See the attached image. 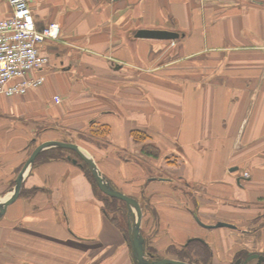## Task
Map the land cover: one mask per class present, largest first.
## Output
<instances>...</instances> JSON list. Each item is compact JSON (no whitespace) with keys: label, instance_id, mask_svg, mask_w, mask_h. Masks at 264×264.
Segmentation results:
<instances>
[{"label":"crops","instance_id":"crops-1","mask_svg":"<svg viewBox=\"0 0 264 264\" xmlns=\"http://www.w3.org/2000/svg\"><path fill=\"white\" fill-rule=\"evenodd\" d=\"M31 6L40 29L57 22L61 32L40 45L49 58L37 72L44 83L0 94V199L12 195L38 145L73 142L115 189L141 206L151 201L159 222L155 229L142 207L141 232L161 257L178 259L167 248L192 239L208 244V264L264 255V0ZM11 14L0 0V19ZM142 29L178 37L139 36ZM96 127L106 136L92 135ZM138 129L161 157L142 154L131 135ZM41 160L0 217V264H134L125 233L76 161ZM218 222L236 227L208 226Z\"/></svg>","mask_w":264,"mask_h":264},{"label":"built area","instance_id":"built-area-1","mask_svg":"<svg viewBox=\"0 0 264 264\" xmlns=\"http://www.w3.org/2000/svg\"><path fill=\"white\" fill-rule=\"evenodd\" d=\"M33 0H9L12 14L0 19V94L15 96L26 94L44 83L37 72L49 64L41 55L40 45L46 40H57L61 27L51 22L43 28L37 26L32 11ZM244 175L249 176L248 172Z\"/></svg>","mask_w":264,"mask_h":264},{"label":"water","instance_id":"water-1","mask_svg":"<svg viewBox=\"0 0 264 264\" xmlns=\"http://www.w3.org/2000/svg\"><path fill=\"white\" fill-rule=\"evenodd\" d=\"M139 36L143 37H150V38H162V39H172L178 37V33L174 31L168 30H154V29H142L138 31ZM50 147H61V148H69L76 151L80 154L83 159L87 162L95 181L98 187L101 189L102 192L105 194L121 199L125 201L128 207V239L131 243V250L132 253L138 262V264H194L180 259H172L166 257H155L154 254L151 252H147L146 250V240L141 232V224L143 219V210L140 202L133 196L127 195L124 192L115 189L105 177L102 176L100 173L97 164L94 160V157L90 154V152L82 147L81 145L73 142H65V141H49L44 142L38 145L31 156L29 157L28 161L26 162L25 166L18 174L16 178V184L13 187L12 195L6 199H0V217L6 213L7 207L13 203L20 195L22 181L24 178V174L26 171L34 164L37 155L46 148ZM197 220L201 223L200 218L196 215ZM208 226H226L230 228H235L234 224L228 222H218L215 225H208ZM251 259H258V263L261 264L264 262V255L259 253L250 254L247 259L242 262L241 259H237L233 264H246Z\"/></svg>","mask_w":264,"mask_h":264},{"label":"trees","instance_id":"trees-1","mask_svg":"<svg viewBox=\"0 0 264 264\" xmlns=\"http://www.w3.org/2000/svg\"><path fill=\"white\" fill-rule=\"evenodd\" d=\"M91 134L94 136H101L102 138L106 136V132L105 130H103V127L94 128V131H92ZM131 135L133 137V140L140 145V151L142 152V154L153 158H159L162 156V150L155 143L152 142L151 135L147 131L139 130V129L133 130L131 132ZM64 158H69L70 160L76 161V163L88 175V177L93 183L94 190L98 198L103 202V209L106 216L125 233L127 241L131 245L127 237L128 236L127 204L125 203V201L115 197H111L101 191L86 161L76 151L69 148H61V147H53L46 149L37 155L34 165H36V163L38 162H41L42 161L41 159L48 160V159H64ZM142 196H145V194H142ZM143 200H144V202L142 203L143 210L144 212L149 211L156 229L157 228L156 225L159 222V214L157 212V209L154 207L151 201L147 200L144 197ZM147 250L157 256L158 251L152 245H147ZM167 254H174L177 256L178 259L194 264H208L210 262L211 251L208 244L205 243L202 239H192L188 244L182 245L178 249L177 247L167 248ZM132 257L134 264H138L133 254Z\"/></svg>","mask_w":264,"mask_h":264},{"label":"rangeland","instance_id":"rangeland-1","mask_svg":"<svg viewBox=\"0 0 264 264\" xmlns=\"http://www.w3.org/2000/svg\"><path fill=\"white\" fill-rule=\"evenodd\" d=\"M80 156H81V155H80ZM81 157H82V156H81ZM77 158H78V157H77ZM86 163H87V162H86ZM87 165H88V164H87ZM92 174H93V173H92ZM128 213H129V211H128ZM146 250H147V247H146ZM147 252H149V251L147 250ZM161 256H165V255H162V254L160 255L159 252L157 253V256L155 255V257H161Z\"/></svg>","mask_w":264,"mask_h":264},{"label":"flooded vegetation","instance_id":"flooded-vegetation-1","mask_svg":"<svg viewBox=\"0 0 264 264\" xmlns=\"http://www.w3.org/2000/svg\"><path fill=\"white\" fill-rule=\"evenodd\" d=\"M238 259H241V260H242V262H244V261L247 259V257H246V258H244V259H243V258H241V257H239ZM236 260H237V259H236ZM247 263H248V262H247ZM247 263H246V264H247ZM241 264H243V263H241Z\"/></svg>","mask_w":264,"mask_h":264}]
</instances>
